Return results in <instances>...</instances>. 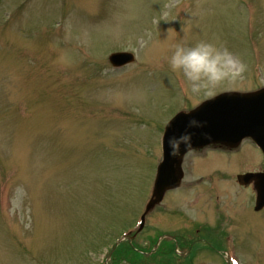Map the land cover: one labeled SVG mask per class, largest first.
<instances>
[{
  "label": "rangeland",
  "instance_id": "obj_1",
  "mask_svg": "<svg viewBox=\"0 0 264 264\" xmlns=\"http://www.w3.org/2000/svg\"><path fill=\"white\" fill-rule=\"evenodd\" d=\"M200 40L237 75L185 102L167 58ZM114 49L135 60L113 69ZM261 85L264 0H0V264H131L106 254L136 231L166 117L182 101ZM183 162L182 185L130 237L148 251L136 264H182L184 240V264H222V252L264 264V209L252 213L251 187L235 181L264 170V156L244 139ZM228 230L232 241L219 236Z\"/></svg>",
  "mask_w": 264,
  "mask_h": 264
},
{
  "label": "water",
  "instance_id": "obj_2",
  "mask_svg": "<svg viewBox=\"0 0 264 264\" xmlns=\"http://www.w3.org/2000/svg\"><path fill=\"white\" fill-rule=\"evenodd\" d=\"M131 59L128 53H114L110 56L113 64ZM197 109L194 110L197 111ZM199 127L186 128L189 114H179L174 124L165 129L163 135V160L159 163L153 185L152 196L146 210L159 200L164 190L179 184L182 177L181 160L186 150L207 144H219L229 148L237 146L243 137L250 136L264 153V88L245 94L223 93L216 102H208L196 114ZM192 133L191 145H181L178 155H170L168 139L182 132ZM240 183L254 181L258 196L256 208L264 203V172L237 175Z\"/></svg>",
  "mask_w": 264,
  "mask_h": 264
},
{
  "label": "clouds",
  "instance_id": "obj_3",
  "mask_svg": "<svg viewBox=\"0 0 264 264\" xmlns=\"http://www.w3.org/2000/svg\"><path fill=\"white\" fill-rule=\"evenodd\" d=\"M169 67L182 75L187 83L189 94H209L223 81L233 79L237 73L230 66L225 52L214 43L200 40L195 43L178 41L172 45L168 56ZM243 66H240L242 70ZM200 122L189 118L186 128L199 127ZM192 133L182 132L168 139L170 155H178L181 145L185 148L191 145Z\"/></svg>",
  "mask_w": 264,
  "mask_h": 264
}]
</instances>
